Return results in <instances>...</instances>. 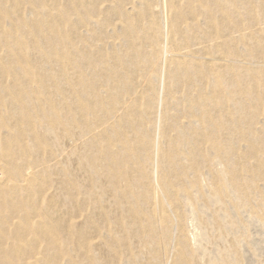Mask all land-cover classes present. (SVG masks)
I'll return each mask as SVG.
<instances>
[{
  "label": "rangeland",
  "instance_id": "374dc122",
  "mask_svg": "<svg viewBox=\"0 0 264 264\" xmlns=\"http://www.w3.org/2000/svg\"><path fill=\"white\" fill-rule=\"evenodd\" d=\"M0 264H264V0H0Z\"/></svg>",
  "mask_w": 264,
  "mask_h": 264
}]
</instances>
